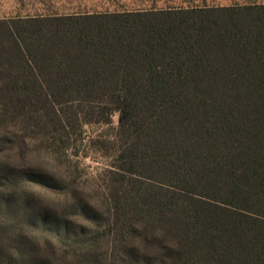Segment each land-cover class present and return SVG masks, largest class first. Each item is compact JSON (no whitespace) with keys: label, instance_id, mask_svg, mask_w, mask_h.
Instances as JSON below:
<instances>
[{"label":"trees","instance_id":"trees-1","mask_svg":"<svg viewBox=\"0 0 264 264\" xmlns=\"http://www.w3.org/2000/svg\"><path fill=\"white\" fill-rule=\"evenodd\" d=\"M111 1L0 20V119L117 113L119 264H264V0Z\"/></svg>","mask_w":264,"mask_h":264},{"label":"rangeland","instance_id":"rangeland-1","mask_svg":"<svg viewBox=\"0 0 264 264\" xmlns=\"http://www.w3.org/2000/svg\"><path fill=\"white\" fill-rule=\"evenodd\" d=\"M107 2L112 1L0 0V20L35 11H82ZM18 115L0 119V264H16L18 250L31 253L23 256L25 264H38L43 257L49 264H87L90 254L98 264H119L123 254L112 253L108 199V172L118 151L117 113L108 123L75 121L54 138ZM44 239L50 243L47 253L39 248Z\"/></svg>","mask_w":264,"mask_h":264}]
</instances>
